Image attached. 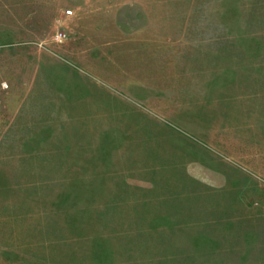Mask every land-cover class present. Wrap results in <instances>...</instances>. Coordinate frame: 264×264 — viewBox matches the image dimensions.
<instances>
[{
    "label": "rangeland",
    "instance_id": "374dc122",
    "mask_svg": "<svg viewBox=\"0 0 264 264\" xmlns=\"http://www.w3.org/2000/svg\"><path fill=\"white\" fill-rule=\"evenodd\" d=\"M0 264H264V0H0Z\"/></svg>",
    "mask_w": 264,
    "mask_h": 264
},
{
    "label": "built area",
    "instance_id": "2783aa9c",
    "mask_svg": "<svg viewBox=\"0 0 264 264\" xmlns=\"http://www.w3.org/2000/svg\"><path fill=\"white\" fill-rule=\"evenodd\" d=\"M68 15L73 14V11L69 10L67 11ZM68 39V35L65 31H58L56 32V34L53 36V40L54 42H56L57 44H62L64 43L66 40Z\"/></svg>",
    "mask_w": 264,
    "mask_h": 264
}]
</instances>
